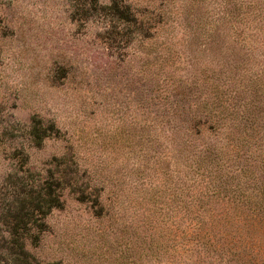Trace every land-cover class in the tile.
I'll return each mask as SVG.
<instances>
[{
	"label": "rangeland",
	"instance_id": "374dc122",
	"mask_svg": "<svg viewBox=\"0 0 264 264\" xmlns=\"http://www.w3.org/2000/svg\"><path fill=\"white\" fill-rule=\"evenodd\" d=\"M261 137L264 0H0V264H264Z\"/></svg>",
	"mask_w": 264,
	"mask_h": 264
},
{
	"label": "trees",
	"instance_id": "16d2710c",
	"mask_svg": "<svg viewBox=\"0 0 264 264\" xmlns=\"http://www.w3.org/2000/svg\"><path fill=\"white\" fill-rule=\"evenodd\" d=\"M254 94H257V91H254ZM212 99L213 102H210L208 105L204 106L200 116L188 120L190 125L188 127L189 133L196 137L207 135L212 138H218L220 134L230 137L229 135H234V131L239 130L242 127L241 132L243 135H240V137L236 138L234 136L232 138V142L242 145L243 148H248L250 146V141L246 137V131L261 130L259 128L260 125L256 120V116L252 113L253 109L251 106L249 105L245 110L240 112V117L236 118L234 115H232L234 111V107L232 105L230 106L229 103H218L216 98ZM258 141L259 142L257 143L256 149H258L257 151L259 157L256 160L260 167H264V157L262 154V149H264L263 137L258 139ZM233 149L235 150V148Z\"/></svg>",
	"mask_w": 264,
	"mask_h": 264
}]
</instances>
